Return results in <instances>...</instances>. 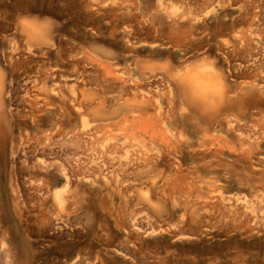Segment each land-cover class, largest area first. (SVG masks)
Returning <instances> with one entry per match:
<instances>
[{
	"label": "rangeland",
	"instance_id": "rangeland-1",
	"mask_svg": "<svg viewBox=\"0 0 264 264\" xmlns=\"http://www.w3.org/2000/svg\"><path fill=\"white\" fill-rule=\"evenodd\" d=\"M90 1L0 0V76L7 86L0 99V264H264L263 109L236 88L233 55L214 35L224 24L255 26L264 19V0H99L95 10ZM21 13L61 23L52 47L25 51L15 23ZM262 19L251 32L264 44ZM168 31L189 41L178 45ZM257 41L252 47L263 50ZM261 49L253 53L264 61ZM58 53L68 56L59 60ZM204 56L215 59L232 89L233 105L224 112L234 124H220L223 111L193 120L168 77L146 70L152 60ZM40 74L55 79L48 86L55 104L75 98L79 105L62 118L55 105L38 120L28 117L27 105L43 87L33 83ZM135 149L159 153L154 169L123 167L128 155L137 160ZM57 193L66 196L62 207Z\"/></svg>",
	"mask_w": 264,
	"mask_h": 264
},
{
	"label": "bare ground",
	"instance_id": "bare-ground-1",
	"mask_svg": "<svg viewBox=\"0 0 264 264\" xmlns=\"http://www.w3.org/2000/svg\"><path fill=\"white\" fill-rule=\"evenodd\" d=\"M95 4H94V3ZM98 2V4L100 3V4H102L103 5V2L101 3V2H99V0L97 1H90V5H89V8H96V7H94L95 5H98V4H96ZM102 5H101V7H102ZM100 6V5H99ZM241 7V6H240ZM242 8V11L245 9V8H243V7H241ZM247 8V7H246ZM249 9V8H248ZM95 10V9H94ZM129 10V9H128ZM91 11H93V10H91ZM213 11V10H212ZM241 11V10H240ZM246 11V15L248 14L247 13V11L248 10H245ZM248 12H250V11H248ZM256 12V11H255ZM107 14V13H106ZM240 14H243V12H240ZM245 14V13H244ZM243 14V15H244ZM255 14V16H256V13H254ZM253 14V15H254ZM262 13H258V15H261ZM169 15V14H168ZM173 15H175V14H173L172 13V15L170 14L169 16H171V17H173ZM245 15V16H246ZM257 15V16H258ZM188 16V15H187ZM242 16V15H241ZM248 16H249V14H248ZM248 16H247V20H248ZM263 16V15H262ZM132 17V16H131ZM224 17V16H223ZM238 17V16H237ZM243 18H244V16H243ZM242 18V22L244 21V19ZM256 18V17H255ZM258 18H259V16H258ZM135 19V18H134ZM171 19V18H170ZM182 19V18H181ZM180 19V20H181ZM190 19V18H189ZM238 19V18H237ZM262 18H260L259 19V22H260V20H261ZM191 20V19H190ZM193 20V19H192ZM246 20V19H245ZM246 20V21H247ZM264 19H262V21H263ZM234 22V21H233ZM241 22V24L243 25L244 23H242ZM259 22H256L255 23V26H254V22H252L250 25H249V27L248 28H250V29H247V30H241V28H240V30H238V29H236V27H234L236 24H234L233 25V27H225V24L224 25H222V26H219V27H216V29H215V31H214V35H215V37L216 38H218V40H220V42L222 43L221 45L223 46V47H226L227 46V52H229L228 53V55L229 56H231V55H233L232 57H230V59H231V63L233 62V63H236V66H234L233 68H231V72H232V78L234 79V81L236 82L235 84H236V88L238 89V90H240L241 91V93H242V96L244 97V99L246 100V101H249V105L250 104H253L254 106H257L259 109L260 108H262L263 110L261 111V114L264 116V67L262 66V63L264 62V61H262V59H261V61H259V58L257 57V56H255V53H253V50L254 51H256V55H257V49H261L262 47H259V48H257L256 49V47H252L254 44H256L257 45V43L256 42H258L257 40L259 39V42L260 43H262L261 41H263V39L260 41V37L257 39V38H255L256 36H258V35H253V33L251 32V28H253V27H256V26H258L257 25V23H259ZM174 24H175V26H176V24L177 23H175V22H173ZM236 23V22H235ZM247 23V22H246ZM245 23V24H246ZM173 24V25H174ZM192 24V23H191ZM244 24V25H245ZM259 24H261V23H259ZM263 24V23H262ZM247 26V25H246ZM264 26V25H263ZM259 27H261V26H259ZM169 28H171V27H169ZM172 28L174 29V27L172 26ZM180 28H182V27H179L177 30H179ZM232 28V29H231ZM172 29V30H173ZM236 29V30H235ZM253 29H255V28H253ZM169 30V29H168ZM181 30H183V29H181ZM180 30V31H181ZM192 31V30H191ZM169 32V34H171V40H172V37H173V39L175 40L174 42H176L178 45H185V44H187V41H189V40H187V38H186V35H183V33H184V31H181V32H183L182 34H180L181 32H179V35L177 34V33H174V31H173V33H172V31H171V33H170V31H168ZM186 32H187V30H186ZM185 32V33H186ZM189 33V32H188ZM231 34V35H230ZM228 35H230L231 37L234 35V37H232L233 39L232 40H230V39H228L227 38V36ZM21 36V35H20ZM62 36V35H61ZM188 36H190L189 34H188ZM255 36V37H254ZM22 38H23V36H22ZM169 38H170V36H169ZM195 38V37H194ZM189 39V38H188ZM24 41V40H23ZM172 42V41H171ZM17 43V42H16ZM14 44V46L15 45H17V44ZM65 43V42H64ZM175 43V44H176ZM233 44V47H232V50H229V48L228 47H230L229 45L230 44ZM259 44V43H258ZM25 46H24V48L26 49L25 51L26 52H28V51H30L31 53L33 52V53H35L34 51V49H36V51H38V48H33L30 44H28V42L25 40V44H24ZM200 45V44H199ZM256 45H254V46H256ZM261 45H263V47H264V44L262 43ZM18 47V46H17ZM17 47H15V49H17ZM59 47V46H58ZM23 48V49H24ZM68 48V47H67ZM256 50H255V49ZM13 49H14V47H13ZM13 49H12V51H13ZM14 49V50H15ZM40 49V48H39ZM41 49H44V48H41ZM34 50V51H33ZM69 50V49H68ZM264 50V49H263ZM263 50L261 49V51L260 52H263ZM258 52H259V50H258ZM259 52V53H260ZM9 53V52H8ZM23 53V52H22ZM29 53V52H28ZM72 53V52H71ZM7 54V53H6ZM30 54V53H29ZM4 55V54H3ZM3 55H2V57H3ZM14 55V54H13ZM23 55H25V53L24 54H21V56H23ZM31 55H33V54H31ZM35 55V54H34ZM33 55V56H34ZM260 55H264V54H260ZM6 56V55H5ZM21 56H19V57H21ZM28 56V55H27ZM63 56H65V54L64 53H58V55H57V58L59 59V60H63V59H65V57L67 58V56H65L64 58H63ZM7 57H8V55H7ZM6 57V58H7ZM29 57V56H28ZM27 57V58H28ZM70 57V56H69ZM107 58H109V56L107 57ZM9 59V58H8ZM21 59V58H20ZM23 59V58H22ZM21 59V60H22ZM264 59V58H263ZM18 60V59H17ZM23 60H25V61H27L25 58L23 59ZM34 60V59H33ZM70 59H68V61H69ZM7 61V60H6ZM12 62V61H11ZM28 63H29V61H27ZM67 62V61H66ZM260 62H262L261 64H259ZM13 63V62H12ZM12 63H11V65H12ZM27 63V64H28ZM232 63V64H233ZM77 64H79V63H77ZM229 64V63H228ZM227 64V65H228ZM231 64V65H232ZM61 65V64H60ZM237 65H238V67H237ZM261 65V66H260ZM264 65V64H263ZM229 66V65H228ZM30 67V66H29ZM39 67V66H38ZM245 67H247V68H245ZM19 67H13V69H12V71L14 72V71H16L17 69H18ZM45 68V67H44ZM48 68H49V66H48ZM48 68H46V69H48ZM76 68V67H75ZM26 69V68H25ZM40 69V68H39ZM45 69V70H46ZM50 69V68H49ZM57 70V69H56ZM55 70V71H56ZM41 71V70H40ZM44 71V70H43ZM43 71H41V72H43ZM51 71H52V68L48 71V72H50L51 73ZM230 70H228V72H229ZM46 72V71H45ZM36 73H37V71H36ZM44 73V72H43ZM42 73V74H43ZM46 74H47V72H46ZM45 74V75H46ZM25 75V74H24ZM47 75H49V74H47ZM44 76V77H42V75L40 74L39 76V78H38V80H36V82H33L34 83V85H35V88H37V89H39V86H41L42 88H41V90L39 89V90H37L38 92H39V95H37V96H35V98H34V100L33 101H29L30 102V105H27V106H30V112H28V117H30L31 119H33V120H38V119H40V116L43 114V113H45V112H48V108L47 109H45L46 107H49V108H51L50 106H56L55 107V114L57 115L58 114V112H59V116H60V118H62V117H64V112H69L70 110L69 109H74V107L75 106H77V105H79L78 104V102H77V99H75L74 98V100H71L70 101V103L69 102H67V101H63L62 102V104L59 102V105L56 103L55 104V101H54V99H55V97L53 98V94H52V92L49 90V89H51V87H48L49 86V84H50V79H54V78H51L50 76V78L48 77V76ZM55 75H56V73H54V76L53 77H55ZM84 76V75H83ZM31 77H33V76H31ZM30 77V78H31ZM37 77V76H36ZM42 77V78H41ZM24 78V77H23ZM27 78H29V77H27ZM59 78V77H58ZM225 78V77H224ZM35 79V78H34ZM60 80L62 79L61 77L59 78ZM226 79V78H225ZM63 80V79H62ZM54 81H55V79H54ZM53 81V82H54ZM77 81V80H76ZM31 82V81H30ZM52 82V83H53ZM56 82V81H55ZM58 82V81H57ZM69 83V82H68ZM54 84V83H53ZM60 84V83H59ZM65 84V83H64ZM71 84V83H70ZM24 85V84H23ZM56 85V84H55ZM58 85V84H57ZM56 85V88L58 89V87L59 88H61L60 86H57ZM68 86V85H67ZM67 86H66V88H67ZM172 86V85H171ZM70 87V86H69ZM173 87H175V85L173 86ZM29 88V87H28ZM34 88V87H33ZM53 88V87H52ZM73 88V87H72ZM228 88H229V91H228V96H227V99H226V102L224 103V105L218 110L219 111V113H222V111L224 112V110H227L228 108H230L232 105H233V100L232 99H230L229 98V94H230V92H231V87H229L228 86ZM6 89H7V86H6V84H5V82H4V79L2 78L1 79V76H0V99H2V96L4 95V93H5V91H6ZM19 89V88H18ZM69 89V88H68ZM25 90H26V88H25ZM70 90V89H69ZM170 90V89H169ZM176 90V89H175ZM177 91V90H176ZM22 92V91H21ZM27 92H29V91H27ZM60 92V91H59ZM69 92V91H68ZM72 93V92H71ZM75 93V92H74ZM35 94V93H34ZM60 94H62V93H60ZM179 94V93H178ZM31 95V94H30ZM33 95V94H32ZM54 95H57L55 92H54ZM70 95V94H69ZM74 95V94H73ZM65 96V95H64ZM23 97V96H22ZM21 97V98H22ZM25 97H27V95L25 96ZM74 97V96H73ZM72 97V98H73ZM93 103V102H92ZM91 103V104H92ZM29 104V103H28ZM95 104V103H94ZM99 104V105H98ZM101 104H102V102H101ZM100 102L99 103H97V105L100 107ZM142 104H143V102H142ZM141 104V105H142ZM144 104H146V103H144ZM61 105V106H60ZM68 105H70V107L68 108ZM87 105V104H86ZM93 105V104H92ZM128 105V103H126L125 104V106H127ZM173 105V104H172ZM176 106H177V104H175ZM15 106V105H14ZM57 106H59V108H61V110H57L56 108H57ZM104 106V105H103ZM99 107H95V108H98L99 110H101ZM147 107V106H146ZM93 108V107H92ZM75 109H78L77 107L75 108ZM98 109H96V110H98ZM158 109V108H157ZM160 109V108H159ZM158 109V110H159ZM162 109V108H161ZM174 110H173V112L175 111V110H177V108L175 107V108H173ZM95 110V111H96ZM98 110V111H99ZM49 111H52L51 109L49 110ZM168 111H171V110H168ZM168 111H167V113H168ZM29 113H30V116H29ZM60 113H61V115H60ZM98 113H101V112H98ZM144 113V112H143ZM143 113H140V114H143ZM146 113V112H145ZM157 113V112H156ZM171 113H172V111H171ZM25 114V113H24ZM134 114V113H133ZM170 114V112L168 113V115ZM26 115V114H25ZM26 116V117H27ZM145 116H146V114H145ZM221 116V115H220ZM223 116H224V118L225 119H222V120H220V124L222 125V126H224V125H226L227 124V126L228 125H230V124H234V122H232V123H230V121H229V119H231V118H229V116H230V114H226L225 112H224V114H223ZM222 116V117H223ZM27 117V118H28ZM166 117V116H165ZM24 118V117H23ZM26 118V119H27ZM155 118V117H154ZM153 118V119H154ZM163 118H164V116H163ZM167 118V117H166ZM136 119V118H135ZM140 119V118H139ZM139 119H138V121H139ZM137 120V119H136ZM156 120V119H155ZM146 122L148 121V122H150V120H145ZM151 122H153V121H151ZM168 122V121H167ZM155 122H153V124H154ZM146 124V123H145ZM162 123H160V125H161ZM150 125H152V123H150ZM164 125V124H163ZM140 126V125H139ZM146 126H148L149 127V125H146ZM159 126V125H158ZM233 127V126H232ZM228 128V127H227ZM230 128H231V126H230ZM96 129V128H95ZM235 129V128H234ZM237 129V128H236ZM1 130V129H0ZM158 130V129H157ZM86 131V130H85ZM233 131V130H232ZM258 131V130H257ZM259 131H260V129H259ZM82 132V131H81ZM141 132V131H140ZM144 132H145V130H144ZM234 132H235V130H234ZM238 132V131H237ZM71 133V132H70ZM60 134H61V132L59 131V134H58V136H60ZM143 134V133H142ZM256 134V133H255ZM258 134V133H257ZM261 134V133H260ZM240 135V134H239ZM243 135V137H244V134H242ZM253 135V134H252ZM251 135V136H252ZM259 135V134H258ZM263 136H264V134H262ZM262 135L260 136V137H262ZM258 136V137H259ZM240 137V136H239ZM84 138V137H83ZM250 138V137H249ZM44 140H49V138L48 137H46V138H43ZM75 139V138H74ZM89 139H91V138H89ZM240 139H242V136H241V138ZM254 140L256 139V136L254 135V138H253ZM258 140V139H257ZM257 140H255V143L257 142ZM69 141V140H68ZM80 141V140H79ZM243 141V140H242ZM259 141V140H258ZM76 142H77V144L75 143V142H71V144L73 143H75V147H77V149H75L74 151H77L76 153L75 152H73V153H75V154H78V151H79V148L78 147H80V144L79 143H81V141L80 142H78V140L76 139ZM133 142V141H132ZM238 142H241L240 140L238 141ZM251 142H254L253 140L251 141ZM139 143V142H138ZM242 143V142H241ZM241 143H238L239 144V146H241L242 144ZM72 144V146L74 147V145ZM86 144V143H85ZM156 144L158 145V143L156 142ZM244 144H245V142H244ZM4 145V144H3ZM55 145V144H54ZM62 145V144H61ZM65 145V146H64ZM84 145V144H83ZM255 144L253 143L250 147H253ZM53 146V145H52ZM51 146V147H52ZM63 146L64 147H67L66 146V144H63ZM117 146L118 145H116V148H117ZM150 146H151V144H150ZM173 144L171 143V146H169V148L171 149V151L174 149L173 148ZM84 147V146H83ZM119 147V146H118ZM139 147V146H138ZM145 147H147L146 145L144 146V148ZM212 147V146H211ZM233 147V146H232ZM243 147L245 148L246 147V145L244 146L243 145ZM255 147V146H254ZM111 148V147H110ZM115 148V152H116V150H119V149H116ZM194 148V147H193ZM247 148V147H246ZM245 148V149H246ZM4 149V148H3ZM127 149V148H126ZM147 149V148H146ZM44 150V149H43ZM96 150V149H95ZM111 151L112 150H114L113 148H111L110 149ZM109 150V151H110ZM125 150V149H124ZM123 150V151H124ZM132 150V149H131ZM135 150H137L138 152H140L138 149H135ZM153 150H155V149H153ZM193 150V149H192ZM241 150V149H240ZM248 150V149H247ZM246 150V151H247ZM57 151V150H56ZM60 151V150H59ZM134 151V150H133ZM137 151L135 152V154L137 153ZM141 151H144L143 150V148H142V150ZM95 152V151H94ZM107 152V151H106ZM128 152H131V151H129L128 150ZM154 151H146V152H144V153H141L140 152V154L138 155V154H136V155H138V156H136L137 158V160H134L133 161V159L128 155V158H126V159H124V161L125 162H121L122 164H124L123 165V167L127 170V171H129L130 169L132 170V169H134V170H139L140 171V169L141 168H145V167H147V168H149V169H154V167L156 166V163H155V161H156V159H157V157L159 156V153H153ZM52 153V152H51ZM99 153V152H98ZM113 152H111V154H112ZM123 153V152H122ZM134 153V152H133ZM248 153V152H247ZM50 154V153H49ZM80 154V153H79ZM83 153H81V155H82ZM101 154V153H100ZM102 154H103V152H102ZM109 154V153H108ZM114 154V153H113ZM135 154H134V156H135ZM74 155V154H73ZM104 155V154H103ZM102 155V156H103ZM114 155H116V154H114ZM121 155V154H120ZM130 155H132V152H131V154ZM208 155V154H207ZM215 155V154H214ZM216 155H217V153H216ZM39 156V155H38ZM55 156V155H54ZM76 156V155H75ZM118 156V155H117ZM110 157V156H109ZM114 157V156H113ZM113 157H110L111 159L113 158ZM219 157H222V156H219ZM107 159H109L108 157H106ZM115 159H117V157H114ZM113 158V159H114ZM134 158V157H133ZM259 158V157H258ZM260 158H262V157H260ZM264 158H262V160H263ZM79 160V159H78ZM82 160V159H81ZM81 160L79 161V162H81ZM104 160H106V159H104ZM158 160V159H157ZM214 160V159H213ZM77 161V160H76ZM94 161V160H93ZM108 161V164H109V161H111L110 159L109 160H107ZM219 161V160H218ZM217 161V162H218ZM39 162V161H38ZM72 162V161H71ZM83 162V161H82ZM81 162V163H82ZM106 162V161H105ZM68 163V162H67ZM73 163V162H72ZM85 163V162H84ZM92 163H94V162H92ZM96 163V162H95ZM69 164V163H68ZM100 164V163H99ZM98 163L97 164H93L94 165V167L95 168H97V169H99L100 168V166H99V168L98 167H96V165L98 166L99 165ZM106 164V163H105ZM121 164V165H122ZM37 165V164H36ZM67 165V164H66ZM82 165V164H81ZM60 166V165H59ZM73 166V165H72ZM102 166V165H101ZM108 166V165H107ZM70 167V166H69ZM75 167V166H74ZM103 167V166H102ZM109 167V166H108ZM107 167V169H109ZM122 167V168H123ZM134 167H137V168H134ZM40 168V167H39ZM42 168V167H41ZM40 168V169H41ZM112 168V167H111ZM59 169V168H58ZM66 169V168H65ZM101 169V168H100ZM100 169L98 170V171H100ZM119 169V172L121 171L120 170V168H118ZM117 169V170H118ZM60 170V172H61V168L59 169ZM58 170V171H59ZM81 170V169H80ZM84 170V169H83ZM104 170V169H103ZM103 170H101V171H103ZM106 170V169H105ZM130 170V171H131ZM62 171H65L64 169H62ZM77 171V170H76ZM92 171V170H91ZM98 171H97V173H98ZM100 171V172H101ZM107 172H108V170H106ZM111 170H109V172H110ZM143 171H145V170H142V172ZM79 172V171H78ZM99 172V173H100ZM133 172V171H132ZM86 173V172H85ZM95 173H96V171H95ZM113 173H114V171H113ZM113 173L111 174V175H108L107 174V176L110 178V176H112L113 175ZM118 173V172H117ZM65 175H66V172L64 173ZM104 174H106V173H104ZM135 174V172H133V175ZM156 174V173H155ZM175 174V173H174ZM115 175H117V174H115ZM120 175H122V174H120ZM106 176V177H107ZM119 176V173H118V175H117V177ZM124 176V175H123ZM139 176V175H138ZM103 177V176H102ZM112 177H114V175L112 176ZM116 177V176H115ZM167 177H169V176H167ZM187 177V176H186ZM173 178V177H172ZM68 179V178H67ZM107 179V178H106ZM117 179V178H116ZM115 179V180H116ZM119 179V178H118ZM66 180V179H65ZM103 180H104V178H103ZM107 181V180H106ZM44 182V181H43ZM46 182V181H45ZM67 182H69L68 180H67ZM70 183V182H69ZM106 183V182H105ZM108 183H110L109 181H108ZM45 184H47V183H45ZM66 184V183H65ZM74 184V183H73ZM32 185V184H31ZM35 185V184H34ZM38 187V186H37ZM39 188V187H38ZM37 188V189H38ZM41 188V187H40ZM67 189H68V187H67ZM48 191V190H47ZM46 192V191H45ZM44 191H43V194L45 193ZM40 193H42V191H40ZM47 193V192H46ZM65 193H66V191H65ZM78 193V192H77ZM68 194V193H67ZM45 196H48V195H46L45 194ZM55 196V199L58 201L57 203L59 204V206L60 207H62V205L64 204V197H66V196H62V193H57V195H54ZM38 197V196H37ZM40 197V196H39ZM68 197H69V195H68ZM72 197H74L73 195H72ZM72 197H70V198H72ZM76 198V197H75ZM65 199H67L66 201H67V203H69L68 202V198H65ZM66 201H65V203H66ZM70 201H72L71 203H74L75 201L73 200V198H72V200H70ZM74 201V202H73ZM77 202H75L74 203V206L73 207H75V204H76ZM57 204V205H58ZM70 204V203H69ZM79 205V204H78ZM71 206H72V204H71ZM58 207V206H57ZM65 207V206H64ZM63 207V208H64ZM58 209H60L59 207H58ZM63 210H65V209H63ZM69 210V209H68ZM71 211V210H70ZM194 211H196L195 209H193V212L191 211V215H190V217H191V222H196L197 223V221H199L198 219H196V215L194 214V213H196V212H194ZM57 216V217H56ZM56 216H53V217H56L57 219H59L58 218V215H56ZM199 217V216H198ZM200 219V218H199ZM58 221V220H57ZM56 224H58L59 222H55ZM60 223H61V220H60ZM131 224H133L134 225V223L133 222H131ZM189 224V223H188ZM60 225V224H59ZM133 225H131L132 227H133ZM199 225V224H198ZM135 226V225H134ZM58 227V226H57ZM246 226H244L243 228L246 230V228H245ZM251 227V226H250ZM56 228V227H55ZM64 228V227H63ZM195 228V227H194ZM193 228V229H194ZM248 229H249V226L247 227ZM51 229H52V227H51ZM58 228H56V230H57ZM136 229V228H135ZM134 229V230H135ZM247 229V230H248ZM244 230V231H245ZM50 232V231H49ZM252 233V232H251ZM64 235V234H63ZM1 253V252H0ZM2 258V257H1ZM78 258V257H77ZM79 259V258H78ZM83 260V259H82ZM89 260H90V258H89ZM93 261V260H92ZM78 262V261H77ZM82 262V261H81ZM90 262V261H89ZM89 262H86V263H89ZM29 263H32V261H29ZM85 263V264H86ZM93 263H94V261H93ZM23 264H25V263H23ZM26 264H28V263H26ZM76 264V263H75ZM79 264V263H78ZM89 264H91V263H89Z\"/></svg>",
	"mask_w": 264,
	"mask_h": 264
},
{
	"label": "clouds",
	"instance_id": "clouds-1",
	"mask_svg": "<svg viewBox=\"0 0 264 264\" xmlns=\"http://www.w3.org/2000/svg\"><path fill=\"white\" fill-rule=\"evenodd\" d=\"M19 33L33 48H50L62 26L50 16L21 13L17 15ZM148 71L164 74L175 85L187 114L193 119L218 111L226 102L228 84L214 58L204 56L174 63L170 58L148 62Z\"/></svg>",
	"mask_w": 264,
	"mask_h": 264
}]
</instances>
